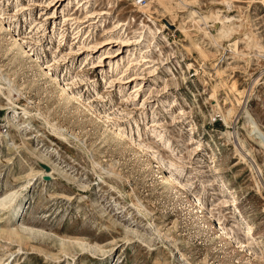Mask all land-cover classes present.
I'll return each mask as SVG.
<instances>
[{
	"label": "rangeland",
	"instance_id": "obj_1",
	"mask_svg": "<svg viewBox=\"0 0 264 264\" xmlns=\"http://www.w3.org/2000/svg\"><path fill=\"white\" fill-rule=\"evenodd\" d=\"M163 1L0 0V264H264V0Z\"/></svg>",
	"mask_w": 264,
	"mask_h": 264
},
{
	"label": "bare ground",
	"instance_id": "obj_2",
	"mask_svg": "<svg viewBox=\"0 0 264 264\" xmlns=\"http://www.w3.org/2000/svg\"><path fill=\"white\" fill-rule=\"evenodd\" d=\"M158 1V3L160 4V5H163L164 4V1L163 0H157ZM147 3V2H146ZM145 3V4H146ZM144 4V5H145ZM143 5V6H144ZM139 7V6H138ZM141 7V6H140ZM189 18H193L192 17V14L191 13H189ZM1 17V16H0ZM212 18H213V20L214 21H218V23H220V24H223L227 19H228V17H225V18H223L225 21H220V17H218L217 15H212ZM0 21H1V18H0ZM199 21H201V19L199 20ZM198 21V22H199ZM2 22V21H1ZM2 25V24H1ZM2 28H4V26L2 25ZM232 29V28H231ZM6 31H9V29H8V27L7 28H5V32ZM232 30H224L223 28H220L219 30H217V32H216V35H218L219 36V38H222V37H225V36H227V34L228 33H230ZM217 36V37H218ZM17 38V37H16ZM15 42H17L18 43V47H19V45H20V47L22 48L23 46H22V44L20 43V40L19 39H16V40H14ZM15 42H14V44H15ZM16 43V44H17ZM15 44V45H16ZM19 47V48H20ZM23 51V54H25V55H27V56H30L31 54H29V51H26V50H22ZM34 61H36L37 63H39V61L37 60V59H34ZM39 65L41 66V67H43V65L41 64V63H39ZM47 74L49 75V76H51V73L49 72V71H47ZM63 93H65V94H69L68 93V91H67V87L66 86H64L63 87ZM68 96V95H67ZM246 119H247V122H248V125H249V135H251L252 137H254L255 139H257L258 140V144L261 146V147H263L264 148V141H263V139H262V136H263V133L259 130V128H258V126H257V124H256V122L254 121V119L251 117V115L248 113V112H246ZM171 175H172V173H171ZM171 175L169 176V179H170V177H171ZM8 198H13V195H9L8 196ZM8 203H10L9 201H6V198H3V199H1L0 200V205H2V206H4V205H6V204H8ZM19 210V209H18ZM18 210H15L14 212H13V214H12V216L14 217V218H16L17 217V215H18V212H20V211H18ZM239 231V236H238V241L236 242V243H238V245H239V247H242V248H244V247H250V240L252 239V237L250 236V233H251V227H247L246 229H239L238 230Z\"/></svg>",
	"mask_w": 264,
	"mask_h": 264
},
{
	"label": "built area",
	"instance_id": "obj_3",
	"mask_svg": "<svg viewBox=\"0 0 264 264\" xmlns=\"http://www.w3.org/2000/svg\"><path fill=\"white\" fill-rule=\"evenodd\" d=\"M134 4L138 6H143L148 0H132Z\"/></svg>",
	"mask_w": 264,
	"mask_h": 264
}]
</instances>
